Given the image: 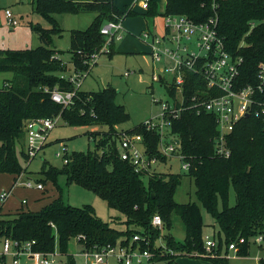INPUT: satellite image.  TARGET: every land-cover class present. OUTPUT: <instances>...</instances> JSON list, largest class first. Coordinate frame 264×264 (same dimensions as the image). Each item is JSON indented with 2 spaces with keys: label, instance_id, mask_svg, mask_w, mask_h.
<instances>
[{
  "label": "trees",
  "instance_id": "obj_1",
  "mask_svg": "<svg viewBox=\"0 0 264 264\" xmlns=\"http://www.w3.org/2000/svg\"><path fill=\"white\" fill-rule=\"evenodd\" d=\"M34 1L35 10L51 24L44 27L40 22L28 23L41 44L33 48L0 49V72L13 73L0 88V171L18 175L25 170L16 152V142L24 135L27 119L59 115L70 125L107 126V130L89 132L95 142L94 150L70 155L66 152L64 157L68 160L62 169L50 167L42 172L45 179L55 184L59 175L64 174L67 184L76 183L97 193L109 208L124 216L126 229L119 230L102 220L91 205L66 203L57 185L60 196L40 210L0 215V236L17 241L35 240L33 248L45 253L54 251L56 246L65 253L70 240L77 236H84L81 240L86 245L102 246L115 244L118 239L127 244L134 234L140 233L150 239L148 243H139L142 249L154 252L157 262L167 259V264H173L176 255L160 253L155 240L161 237V229L152 225V218L159 214L164 226L170 229L176 213L182 219L185 239L178 242L171 234H165L169 249L207 257L215 264H228V258L219 254L223 243L228 249L231 243L244 238V242L238 243L236 253L248 255L251 243L262 236L259 264H264V118L251 113L235 124L226 137L228 157L215 152L218 128L213 113L188 109L180 117L172 118L170 133L180 138V152L189 163L186 174L194 182L197 198L187 203L177 202L174 196L183 174L136 171L129 161L119 156L118 127L129 118V113L123 104L116 102L117 90L110 85L97 91L80 90L61 77L68 69L67 63L60 57L61 51L53 48V35L62 32L52 15L54 12H97L86 29L71 31V62L75 70H87L91 54L106 41L101 32L103 24L123 20L136 12L133 8L124 12L114 0ZM147 9V15H155L158 4L150 0ZM165 14H185L195 22H205L217 14V31L225 49L234 58H242L237 76L239 86L257 83L258 66L264 62V0H166ZM113 52L114 41L110 43V54ZM187 78L183 90L185 106L191 95L206 89L196 73L188 72ZM55 89L75 92L72 103L64 106L53 100ZM168 91L174 96L175 86H170ZM127 132L141 133L150 155L167 159L158 153L160 136L155 130H148L142 122ZM20 154L25 160L29 158L25 150ZM231 187L236 194L235 205L229 204ZM202 206L219 227V248L215 246L211 251L206 249L203 237Z\"/></svg>",
  "mask_w": 264,
  "mask_h": 264
},
{
  "label": "rangeland",
  "instance_id": "obj_2",
  "mask_svg": "<svg viewBox=\"0 0 264 264\" xmlns=\"http://www.w3.org/2000/svg\"><path fill=\"white\" fill-rule=\"evenodd\" d=\"M116 1L119 4L128 3L130 4L129 6L133 5L135 10H139V6L141 5L140 0ZM156 1L158 3L157 14L148 17L142 14L133 15L132 17L129 16V19L125 22L126 27L137 30L146 27L147 22L149 24L154 20V31L156 32L154 34L156 37H161V34H164L163 30L165 28L166 4L164 5V0ZM35 5L36 2H33V0H0V43H4L5 45L9 44L11 46L20 45V47L17 48L9 46V48L3 47L2 49L33 48L41 44L37 33L32 31L28 24L26 25V22H24H40L44 27L51 26L50 22L35 10ZM5 8H9L13 14L15 23H13L12 26L16 27L15 30H12L8 24V18L4 12ZM129 9L130 7H127V9L123 11L127 12ZM28 15L31 21H28ZM52 15L58 21L62 29L60 34L53 35V48L61 51L60 57L67 63L68 69L61 73V75L69 77L75 72L71 62V53L69 51L71 46V31L73 29H86L96 17L97 12H54ZM12 32V36L15 38L8 37V34ZM114 42L115 52L112 54L104 52L99 55L97 64L95 63V65L86 70L90 73H87L88 75L83 79L79 89L83 91H97L110 85L117 90L116 102L123 104L129 113V118L118 127L121 132L130 130L147 119H156L161 112L162 103L170 101V98L166 92L165 84L153 80V73L160 68L161 63L154 64L151 53L147 52L151 40L135 37L133 34L126 32L121 40L118 41L114 39ZM105 46L106 42H104L96 52L103 51ZM117 49H126L127 51L131 49V52L124 50L118 51ZM126 71L129 72L128 76L124 74ZM12 76V72L1 71L0 88L4 87L5 82L11 79ZM166 79H170V76L166 75ZM154 98L159 101H155ZM107 129V126L97 124L70 125L65 123L59 116L56 125L47 133L46 145L41 148L31 160L30 158L25 160L20 154L21 150H25L27 141L23 126L24 135L16 142V152L25 170L18 175H22L23 173L26 175L25 177L23 176L22 181H32L34 183L42 181L43 183H41L45 185H43L45 189L41 191L28 187L15 186L12 194H10L9 198L3 204V211L13 212L18 205V201L24 197L28 198L31 208H40L42 205H46L47 202H50L54 198L53 195H57V197L60 196V190L58 188V186H60L63 200L66 203L74 206L91 205L97 216L102 220L110 222L112 226L119 230H125L126 224L124 222V216L117 210L109 208L105 200L97 193L76 183L67 184L64 174L59 175L58 184H55L50 179H45V174L42 172L44 168L50 167L62 169L65 163L64 156L66 152L70 155L73 152H87L89 149L94 150L95 142L89 132ZM153 170L183 174L181 184L175 192V200L179 203L197 200L194 182L186 174L187 170L182 168V162L179 158L168 157L164 159L158 156V161L153 167ZM145 180L147 182V179ZM12 185L13 174L0 171V191L2 189L8 190ZM235 203L236 194L233 187H231L229 204L235 205ZM218 205L220 209L223 207L221 199ZM25 208H27V206H25ZM201 211L204 220V240H214L217 249L219 248V227L214 217L207 209L202 206ZM12 215L14 214H8L7 216ZM116 217L120 219L116 220ZM160 229L161 237H158L155 242L159 244L162 256H164L166 252L173 254V257L176 255L173 264H215L207 257L192 256L185 252H176L165 245L166 242L163 236L167 233L171 234L178 242H183L185 239V228L178 214H173L170 229L164 226V221ZM77 244L76 239L72 238L70 240L69 253L77 251L79 247ZM262 251L258 243L253 242L251 243L250 253L248 255H237L235 250L227 249L225 243H223L219 254L228 258V264H259V256L262 255ZM66 256V254H62L58 255V258L64 261L66 260ZM166 260L160 261L158 264H167ZM111 264H115L113 259L111 260Z\"/></svg>",
  "mask_w": 264,
  "mask_h": 264
},
{
  "label": "built area",
  "instance_id": "obj_3",
  "mask_svg": "<svg viewBox=\"0 0 264 264\" xmlns=\"http://www.w3.org/2000/svg\"><path fill=\"white\" fill-rule=\"evenodd\" d=\"M140 1L143 8L149 7V0ZM6 15L8 24L15 23L10 9H6ZM122 21V19L110 20L102 26L101 32L106 36V46L103 51L91 54L89 67L97 62L100 54L110 53L109 46L114 39L122 37ZM217 22V14L209 17L205 22H195L185 14H165V33L161 37H156L151 31H145L142 34L144 39L151 40L153 63H161L160 68L153 73V80L165 84L170 98V101L162 103L161 112L156 119H147L143 124L148 130H155L159 134L158 152L166 158H179L184 170H188L189 163L180 152V138L170 133L171 119L180 117L183 110L195 109L197 113L205 111L215 115L218 128L215 152L224 157L230 154L226 137L241 118L251 113L264 118V62L258 66L257 83L240 87L237 76L242 58H234L225 49L224 41L217 31ZM188 72L199 75L201 78L199 80L203 81L206 89L191 95L189 104L185 106L183 90L188 81ZM87 73L86 70H75L71 76L61 75V77L70 80L79 88ZM124 74L128 76L129 72L126 71ZM166 75L170 76V79L167 80ZM172 85L176 89L174 96L168 91ZM74 93L55 89L52 92V98L64 106H69L73 101ZM154 100L159 101L155 98ZM58 119L59 115L24 121L27 138L25 151L30 160L36 156L42 146L46 145L47 133L56 125ZM117 148L121 159L129 161L136 171L153 170L158 161V155H150L141 133L121 131ZM67 160L64 157V161L67 162ZM22 184L28 188L42 189L44 187L41 182L25 181ZM11 192V190L0 192V213L2 205ZM22 203L26 204L27 200L23 199ZM162 224V217L155 214L152 225L161 228ZM75 239L81 247L73 254L77 258L73 264H111L112 259L116 264H158L154 252L139 246L140 242L150 241L147 236L140 233L134 234L127 244L123 243V239H119L115 244L89 246L81 240L85 239L84 236H77ZM244 241V238H240L238 243ZM262 241V236L255 238L258 245ZM238 243H231L228 249L237 252ZM34 244L35 240L17 241L0 236V264H7L8 258L11 259L12 264H24L26 258H34L38 264L55 263L58 252L45 253L35 250ZM205 244L209 251L216 246L215 241L210 239L205 240Z\"/></svg>",
  "mask_w": 264,
  "mask_h": 264
},
{
  "label": "crops",
  "instance_id": "obj_4",
  "mask_svg": "<svg viewBox=\"0 0 264 264\" xmlns=\"http://www.w3.org/2000/svg\"><path fill=\"white\" fill-rule=\"evenodd\" d=\"M115 1V4L119 7V8H121L122 10H126L127 9V7H130V9L131 8H133V11H135L136 12V15H139V14H142V15H144V16H146V17H148L149 15H147L146 13H147V10L148 9H146V8H143L141 5L139 6L140 7V11L139 10H135V8L134 7H132L133 5H131V6H129L130 4H128V3H125V4H119L116 0H114ZM150 1V0H149ZM156 3H157V1L156 0H154ZM158 4V3H157ZM166 4V0H164V5ZM123 6H125V7H123ZM6 9H9V8H5V10H4V12H5V15H6ZM145 10V11H144ZM34 11V10H33ZM28 14H29V12H28ZM7 16V15H6ZM135 16V15H134ZM130 17H132V16H130ZM23 18V17H22ZM28 19H29V15H28ZM129 19V16L128 17H125L124 19H123V21H122V24H123V30H122V37L120 38V39H117L118 41L119 40H121L122 38H123V36L126 34V32L127 33H129V34H133L135 37L137 36V37H139V38H143L142 37V34L145 32V31H151V32H153V33H156L155 31H154V24H155V21L153 20V21H151L149 24H148V22H147V25H146V27H143V28H139V29H129V28H127L126 27V25H125V22L127 21ZM28 21H31L30 19L28 20ZM24 22H26V25L29 23V22H27V21H24ZM13 25V24H12ZM12 25H10L9 24V26L12 28V30H15V28L16 27H14V26H12ZM29 26V25H28ZM28 26H25V27H28ZM30 27V26H29ZM28 27V28H29ZM129 27H131V26H129ZM163 32L165 33V28H164V30H163ZM13 35V32L12 33H10V34H8V37H12V38H15L14 36H12ZM155 35V34H154ZM161 35H163V33L161 34ZM0 45H2V46H0V49H2L3 47H5V48H9V46H11V45H9V44H7V45H5L4 43H0ZM7 46V47H6ZM27 46V45H26ZM11 47H15V48H17V47H20V45H17V46H11ZM148 48H149V50L147 51V52H149V53H151V47H150V44L148 45ZM116 50V49H115ZM118 50V49H117ZM124 51H127L126 49H123ZM122 49H120V50H118V51H123ZM127 52H131V49H129V51H127ZM133 52V51H132ZM73 64V63H72ZM96 64H97V62H96ZM95 65V64H94ZM91 71V70H90ZM90 72H88V74H89ZM87 74V75H88ZM83 82V81H82ZM26 149V148H25ZM23 176L25 177L26 175L23 173L22 175H17V174H13V185H12V187L10 188V189H8V190H11L12 192H13V189H14V187L15 186H22V187H25L22 183L23 182H25V181H22V178H23ZM42 182V181H41ZM43 183V182H42ZM44 185V184H43ZM45 186V185H44ZM33 189H36V190H41V191H43L44 189H45V187H43L42 189H37V188H33ZM3 190H5V189H2L1 191H3ZM0 191V192H1ZM12 192H11V194H12ZM53 199H55V198H57V195H53ZM23 199H26L27 200V203L26 204H23L22 203V200ZM52 199V200H53ZM51 200V201H52ZM50 201V202H51ZM50 202H47L46 203V205L48 204V203H50ZM25 206H27V208H25ZM45 206V204L44 205H42L40 208L39 207H37V208H31L30 206H29V201H28V198L27 197H24V198H22V199H20L19 201H18V205L16 206V208H15V210L13 211V212H5V211H3V205H2V207H1V213H0V215H8V214H16V213H18V212H20V211H28V210H31V211H38V210H40L41 208H43ZM75 239V238H74ZM207 240V239H206ZM76 242L78 243L77 245L79 246L78 247V249L81 247V244L76 240ZM77 249V250H78ZM54 251H56V252H58L59 254H57V256H56V259H55V263L54 264H73L74 262H76L77 261V258H75L74 257V253H69V249H68V251L67 252H65V253H62L60 250H59V248H58V246H56V248L54 249ZM62 254H66L67 256L65 257V259L66 260H62V259H59L58 258V255H62ZM259 258H260V256H259ZM111 262V261H110ZM7 264H12L11 263V259L10 258H8L7 259ZM24 264H38L37 263V261L34 259V258H26V259H24ZM115 264H116V262H115Z\"/></svg>",
  "mask_w": 264,
  "mask_h": 264
}]
</instances>
